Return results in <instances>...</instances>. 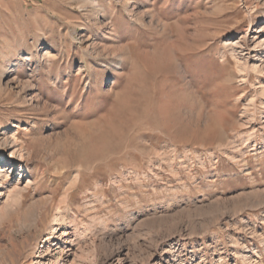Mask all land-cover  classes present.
I'll return each instance as SVG.
<instances>
[{"label":"rangeland","instance_id":"rangeland-1","mask_svg":"<svg viewBox=\"0 0 264 264\" xmlns=\"http://www.w3.org/2000/svg\"><path fill=\"white\" fill-rule=\"evenodd\" d=\"M2 154L0 264H264V0H0Z\"/></svg>","mask_w":264,"mask_h":264},{"label":"bare ground","instance_id":"bare-ground-1","mask_svg":"<svg viewBox=\"0 0 264 264\" xmlns=\"http://www.w3.org/2000/svg\"><path fill=\"white\" fill-rule=\"evenodd\" d=\"M6 140L7 139H3V144L5 145L6 144ZM9 145L12 146V151H11V155L12 156H15L16 154L21 158L22 155H21V152L24 151V148L22 147V145H19L17 144L15 141H12ZM6 146V145H5ZM17 148V149H16ZM7 160L8 157H6V155L2 154V161L0 160V181L2 179H4L5 177H7L8 175L6 174V170H9V169H12L13 165L15 164L13 161L15 160V158L13 159V157H10L9 161H4V160ZM6 163H8L7 165H9V167L6 169ZM19 167H20V163H18ZM20 168H23V167H20ZM1 184V183H0ZM31 216V212H28V214L25 213L24 215V219L25 221L27 222L29 220ZM35 217V216H34ZM36 220V219H35ZM58 223V226H56L55 228H53L51 230V234H50V241H46L47 244H52L53 243V240L55 238V235H57L60 231H61V225L62 223L61 222H57ZM26 224V223H25Z\"/></svg>","mask_w":264,"mask_h":264}]
</instances>
